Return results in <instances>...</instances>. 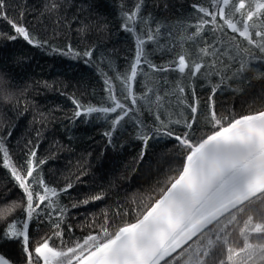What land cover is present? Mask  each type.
Here are the masks:
<instances>
[{"label": "snow or ice", "instance_id": "obj_1", "mask_svg": "<svg viewBox=\"0 0 264 264\" xmlns=\"http://www.w3.org/2000/svg\"><path fill=\"white\" fill-rule=\"evenodd\" d=\"M96 3L97 0H89L83 10H93ZM229 5L231 9H226L225 6ZM8 7L7 0H0V20L10 25L13 34L0 35H7L9 41L22 38L28 45L41 49L48 47V41L37 39L26 26L9 17ZM58 7L53 2L50 7L46 5V11L51 12ZM133 7V11L126 10L123 5L121 8L123 27L129 32L132 29L128 27V21L141 12L143 0ZM194 7L200 14L189 37L193 40L200 38L197 40L195 59L179 54L177 60H170L166 65L157 64L151 55L162 53L155 50L149 53L146 41L138 35L130 74L113 77L103 70L106 57L97 60L94 47L81 51L69 44L66 49H53L60 55L93 66L103 77L104 92L108 93V106L84 105L74 96L71 97L75 106L73 120L94 113L104 114L105 117L114 114L109 129L103 135L106 143L115 148L113 130L125 123L130 113H136L139 127L136 138L142 143L141 158L152 138L174 139L181 146L184 150L182 167L166 190H162L159 198L143 211L139 208L122 209L117 205L116 215L121 219L129 217V222L116 227L114 231L111 230L112 220L105 213L99 231L95 234L90 232L82 242L77 240L74 244H65L63 226L68 209L59 199H52L58 196L57 189L49 187L44 179L37 178V171L46 163V159L38 158V146H32V141H28L24 159L13 164L8 147L13 128L7 131V139L0 134V165L10 172L15 186L22 190V205L17 207H22L23 214L0 217V249L10 244L19 245L24 264H264V243L253 244L248 238L255 233L258 239L264 240V222H253L254 217L264 219V111L232 116L221 115L215 108V94L225 86V82L230 83L239 77L242 83L247 79L244 73L249 70L251 58L257 53L264 58V0H251L247 11L245 0H212V8ZM94 14L99 19L104 18L100 12ZM236 14L241 19H234ZM217 18L223 24L218 23ZM257 20L259 24L255 22ZM88 27L82 24L79 33H85ZM226 30L233 34L230 41L225 39ZM204 31H209L214 39L203 40ZM145 34L148 41L155 39L150 32ZM233 48L239 54V61L232 55ZM225 57H231V60ZM18 60L23 58L18 57ZM142 61L146 70L154 73L175 71L181 74L186 86L177 85L179 93L187 94L188 88L193 87L190 100L187 95H182L177 101L186 105L191 114L184 122L185 130L177 132L159 111L166 107L162 101L167 93L164 96L155 95L156 110H153L151 103L147 107H140V97L134 94L132 82L138 79V68ZM114 80H120L123 84L121 96L113 94ZM195 81L207 82L210 88L208 111L203 122L206 130L200 135L196 134L201 130L196 127L200 112L199 97L194 91ZM3 83L0 78V97L11 99L10 94L5 96ZM142 95L146 97L147 93ZM142 115L150 119H140ZM175 123L179 124L180 121L176 120ZM83 175L76 177L77 182L82 180ZM73 188L74 184L68 182L60 189V194H66ZM104 198L102 194H89L73 203L72 208ZM244 215L247 218L239 229L244 238L243 246L237 248L232 243V237L240 217ZM44 219L49 221L54 231L34 245L31 225L37 221L43 223ZM88 227L94 228L95 225ZM67 230L71 231V225ZM57 239L60 240L59 246L56 245ZM237 257L238 260L235 259ZM0 264L13 262L0 252Z\"/></svg>", "mask_w": 264, "mask_h": 264}, {"label": "trees", "instance_id": "obj_2", "mask_svg": "<svg viewBox=\"0 0 264 264\" xmlns=\"http://www.w3.org/2000/svg\"><path fill=\"white\" fill-rule=\"evenodd\" d=\"M7 2L9 17L26 26L37 39L48 41V47L41 49L28 45L22 38L9 41L7 35H0V78L4 81L5 96L11 95V99L0 97V134L7 139V131L14 128L8 141L12 163L17 164L24 159L28 141H32V146H38V158L46 159V163L38 169L37 178L44 179L49 187H55L58 196L52 199H59L68 209L63 226L65 244H74L77 240L82 242L90 232L95 234L99 231L105 213L112 220L111 230L114 231L129 222V217L121 219L116 215L117 205L122 209L146 210L170 185L171 179L178 175L184 150L173 139L156 137L150 139L141 158L142 143L136 138L139 131L136 113H130L126 122L113 130L115 148L106 143L103 135L109 129L114 114L105 117L104 114L94 113L73 120L75 106L71 97L84 105L108 106V93L104 92L103 77L93 66L60 55L53 49H66L69 44L81 51L94 47L97 60L106 57L103 70L113 77L130 74L138 35L146 41L149 53L153 50L162 53L151 55L157 64L166 65L170 60H177L179 54L195 59L197 40L200 38L193 40L189 37L200 14L194 5L212 8V0H143L141 12L128 21L131 32L123 27L121 8L123 5L126 10L133 11L139 0H97L96 7L91 11L83 10L89 0ZM53 2L59 7L46 11V5L50 7ZM250 2L245 0V11ZM225 7L231 9V5ZM95 12L102 13L104 18L99 19ZM233 18L241 19L239 14ZM217 21L223 24L218 18ZM255 22L259 24L258 20ZM82 24L89 27L80 34L78 30ZM149 32L155 36L153 41L147 40L145 33ZM0 33L11 35L13 29L6 21L0 20ZM232 35L230 30H226L225 39L230 41ZM202 37L206 41L214 39L209 31H204ZM231 51L239 61L237 50L233 48ZM18 57L23 60H18ZM225 58L231 60V57ZM244 76L247 79L242 83L239 77L230 83L226 81L225 86L215 94V108L219 114L238 116L264 109V58H260L258 53L251 58L249 70ZM177 85L186 86L181 74L175 71L154 73L146 70L143 61L138 68V79L132 82L134 94L140 97V107L151 103L156 110L155 95L164 96L167 93L162 101L166 107L159 111L166 121L171 122V127L180 132L185 130L184 122L191 114L186 105L177 101L182 95H187L190 100L193 87L188 88L187 94H181L176 90ZM112 87L113 94L121 96L124 91L121 81L114 80ZM194 91L199 97L200 118L196 127L201 131L196 134L200 135L206 130L203 122L208 111L210 88L207 82L195 81ZM143 93L147 96L144 97ZM140 119L147 121L150 118L142 115ZM176 120L180 123L176 124ZM82 173V180L77 182L76 177ZM68 182H72L74 188L61 195L60 189ZM89 194H102L105 198L72 208L73 203ZM17 205H22V190L15 186L10 172L0 165V212L2 209L10 211L1 217L21 216L22 207ZM246 218V215L240 217L233 241ZM253 222H264V219L254 217ZM90 224L95 227H88ZM68 225H71V231L67 230ZM53 231L47 219L43 223H33L32 243L35 245L41 238L51 236ZM249 242L264 243V240L251 236ZM56 245H60L59 239ZM0 252L14 264H24L19 245H7Z\"/></svg>", "mask_w": 264, "mask_h": 264}, {"label": "rangeland", "instance_id": "obj_3", "mask_svg": "<svg viewBox=\"0 0 264 264\" xmlns=\"http://www.w3.org/2000/svg\"><path fill=\"white\" fill-rule=\"evenodd\" d=\"M221 6H223V5L221 4ZM9 213H10V211H8V210H6V209H2L1 212H0V217H1V215L4 216V215L9 214ZM243 226H244V225H243ZM243 226H241V227H243ZM241 227H240V228H241ZM240 228H239V229H240ZM250 228H251V225H249V230H248V231H250ZM239 229H238V231H237V235H239V236L242 238L243 236L240 235V233H239ZM251 234H252V233H251ZM249 236H250V235H249ZM243 239H244V238H242V240H243ZM232 243H233V238H232ZM233 244H234V246H236V247L240 246V242H239V241H238V242H234ZM242 246H243V245H242ZM65 250H66V249H65ZM235 259L238 260L239 257H237V258H235ZM13 264H14V263H13Z\"/></svg>", "mask_w": 264, "mask_h": 264}, {"label": "flooded vegetation", "instance_id": "obj_4", "mask_svg": "<svg viewBox=\"0 0 264 264\" xmlns=\"http://www.w3.org/2000/svg\"><path fill=\"white\" fill-rule=\"evenodd\" d=\"M251 236H257V234H255V233H252V234H250V236L248 237V238H250ZM243 238V237H242ZM242 238L239 236V235H236V237H235V239H234V241H233V243L234 242H240V244H241V242H242ZM251 243V242H250ZM254 244V243H253ZM239 247H242V246H238L237 248H239Z\"/></svg>", "mask_w": 264, "mask_h": 264}, {"label": "water", "instance_id": "obj_5", "mask_svg": "<svg viewBox=\"0 0 264 264\" xmlns=\"http://www.w3.org/2000/svg\"><path fill=\"white\" fill-rule=\"evenodd\" d=\"M261 111H264V109L263 110H261ZM174 140V139H173ZM166 190V189H165Z\"/></svg>", "mask_w": 264, "mask_h": 264}]
</instances>
